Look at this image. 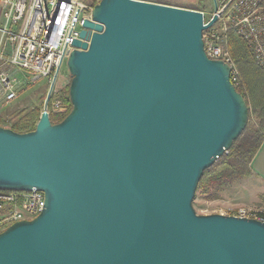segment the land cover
Returning <instances> with one entry per match:
<instances>
[{"label":"water","instance_id":"1","mask_svg":"<svg viewBox=\"0 0 264 264\" xmlns=\"http://www.w3.org/2000/svg\"><path fill=\"white\" fill-rule=\"evenodd\" d=\"M216 20L138 0L93 8L66 62L70 113L50 121L54 78L33 131L0 127V190L45 196L0 233V264H264V222L192 206L248 122L229 66L204 53Z\"/></svg>","mask_w":264,"mask_h":264},{"label":"built area","instance_id":"2","mask_svg":"<svg viewBox=\"0 0 264 264\" xmlns=\"http://www.w3.org/2000/svg\"><path fill=\"white\" fill-rule=\"evenodd\" d=\"M100 1L0 0V104L17 98L18 76H23L29 85L44 80L50 86L54 78L56 82L62 64L77 50L73 43L83 41L80 32L84 22L92 20L93 8ZM213 1L216 11L208 19L198 11L204 25L217 16L216 22L203 32L204 53L209 60L229 66L230 80L236 88L240 84L239 72L228 51V35L234 32L241 38L254 63L264 71V0ZM50 106L54 114L67 112L60 98L54 97ZM44 205V193L36 189L0 190V233L14 223L35 219ZM234 217L252 218L244 209H238Z\"/></svg>","mask_w":264,"mask_h":264},{"label":"trees","instance_id":"3","mask_svg":"<svg viewBox=\"0 0 264 264\" xmlns=\"http://www.w3.org/2000/svg\"><path fill=\"white\" fill-rule=\"evenodd\" d=\"M159 4L165 5L163 3ZM228 51L239 72L240 84L236 87V90L246 100L249 109L248 116L255 117L257 124L256 126H246L227 153L203 172L196 191L199 190L203 196L207 195L208 199H216L214 193L218 188L254 176L251 163L264 141V71L254 63L246 43L234 32L228 35ZM51 99H53L52 95L49 104L52 101ZM60 99L66 105L67 112L63 115H50L52 124L60 123L72 109L69 99V86ZM14 117H17L16 119L13 118L14 121L7 122L2 120L0 116V127H6L3 124H9L8 129L15 133L25 134L35 129L40 113L36 110L27 112L23 110ZM213 190L215 191L212 192Z\"/></svg>","mask_w":264,"mask_h":264},{"label":"rangeland","instance_id":"4","mask_svg":"<svg viewBox=\"0 0 264 264\" xmlns=\"http://www.w3.org/2000/svg\"><path fill=\"white\" fill-rule=\"evenodd\" d=\"M150 3H163L167 6L183 8L194 11H202L208 17L214 12L213 0H138ZM20 84L18 85L17 98L9 104H0V116L4 121H14V117L18 112H27L36 110L42 113L44 102L49 90V86L44 80L39 81L35 85H29L23 76H18ZM70 75L67 70L66 62L62 64L56 82L53 87V98L62 97L69 86ZM52 100V99H51ZM49 116L53 115V110L48 104ZM25 114V113H24ZM14 118V119H13ZM255 117L248 116L247 126H256ZM8 129L9 124H3ZM217 190V189H216ZM213 190L212 192H214ZM216 199H208L207 195H201L200 191H196L193 200V209L198 216L223 215L234 216L238 209H244L256 219H264V184L259 182L252 175L233 182L229 186L218 188L214 193ZM251 218V219H252Z\"/></svg>","mask_w":264,"mask_h":264},{"label":"crops","instance_id":"5","mask_svg":"<svg viewBox=\"0 0 264 264\" xmlns=\"http://www.w3.org/2000/svg\"><path fill=\"white\" fill-rule=\"evenodd\" d=\"M255 179L264 184V141L251 163Z\"/></svg>","mask_w":264,"mask_h":264}]
</instances>
